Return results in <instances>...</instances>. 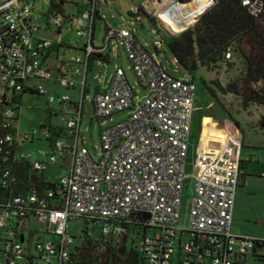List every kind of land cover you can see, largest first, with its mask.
<instances>
[{"label":"built area","instance_id":"obj_1","mask_svg":"<svg viewBox=\"0 0 264 264\" xmlns=\"http://www.w3.org/2000/svg\"><path fill=\"white\" fill-rule=\"evenodd\" d=\"M250 13H264V0H241ZM216 0H148L140 6L156 21L161 40L155 52L141 43L134 30L107 25L103 43H95L97 0H84V8L68 19L66 13L47 11V22L59 32L76 25L84 43L69 59L72 76L62 74L58 82L68 88L79 84L80 98L67 119L71 138H58L47 159L22 153L15 122L17 97L26 90L45 95L40 81L51 76L45 59L61 42L42 36L34 17L35 0L0 2V154L4 161L23 159L33 169L45 172L56 164L68 147L72 153L69 170L57 177L55 190L44 195L19 193L0 200V264H72L76 239L70 222L85 219L97 223L105 236L120 240L129 228L142 230L137 248L144 264H264V238L238 235L232 231L233 208L241 177L237 161L228 156L203 153L200 146L194 161V195L186 226L180 224L181 202L190 135L197 110V84L190 75L170 73L159 53L165 49L164 35L192 27ZM176 24L184 25L179 31ZM129 60L139 94L124 67L104 77L92 96L94 118L101 121L128 111L121 121L100 131L99 153L92 152L82 136L89 89L92 56L104 68L111 62L112 44ZM231 57L229 48L227 58ZM177 60V59H176ZM76 77H79L76 80ZM49 104L71 102L68 94L49 95ZM235 130L239 132L237 127ZM238 133V138H239ZM50 136L47 131L45 138ZM240 142L241 136H240ZM97 150V149H95ZM15 151V154L13 152ZM42 154V155H43ZM14 157V158H13ZM16 175L6 169L1 179L11 188ZM58 196L63 206L57 205ZM35 222V228L30 224ZM54 236V238H50Z\"/></svg>","mask_w":264,"mask_h":264},{"label":"rangeland","instance_id":"obj_2","mask_svg":"<svg viewBox=\"0 0 264 264\" xmlns=\"http://www.w3.org/2000/svg\"><path fill=\"white\" fill-rule=\"evenodd\" d=\"M99 1L101 2V6H99L100 17L96 19L95 23V43L97 45L103 43L107 25H110L117 30L123 28L134 30L138 40L145 44L150 51L155 52V44L161 40V36L155 30V25L143 14L140 21H135L140 6H143L148 0ZM124 3L130 5V12L124 10ZM46 7V3L42 4L37 1L34 9V15L43 25L45 35L55 41L64 40L72 45L84 43L83 38L77 34L75 23L64 28L61 34L56 28L46 29L49 26ZM66 8L71 9L72 4L68 3ZM127 9L129 10L128 7ZM64 48L60 54V59L68 60L72 54L78 52L72 47ZM112 48L114 49L110 54L111 62L104 68L97 60L94 68L88 74L87 114L82 124V136L87 147L94 153H99L101 128L117 123L128 115V111H124L113 115L112 120L99 121L94 118V107L91 99L93 92L103 82L104 77L113 73L116 65L120 64L124 67L131 84L135 86L139 94L145 95V91L136 83L135 74L129 69V60L126 53L121 48H116L115 43L112 44ZM159 58L173 75H189L188 71L176 60L167 45L159 53ZM55 63V65H58L56 61ZM244 72L245 66L240 52L231 50V57L227 61L219 62L217 66L202 67L194 74L197 84V110L190 136L191 146L186 165L188 176L185 179L182 191L180 224L186 226L190 217L195 187L194 161L198 147L200 146L203 153L228 156L233 159H237L236 155L239 156L241 152L242 158L249 161V167L248 173L244 177H240L236 191L232 231L238 235L264 238V127L262 126L264 123V105L244 104L240 96L230 91V85L241 78ZM41 84L45 87L47 93L45 95L25 93L15 122L21 152L31 153L33 159H36L35 157L38 154L42 156L41 159H47L46 154L53 152L45 138L46 125L50 122L62 124L61 126L66 129V134L61 138L66 143L71 141L67 120H62V116L64 118L66 116L64 112H61L71 103L49 104L48 96L68 94L71 101L80 98L79 87L68 88L58 82L57 68L55 67L51 69V77L42 80ZM254 87L264 91V83L262 82L255 84ZM235 127L239 132L235 130ZM238 133H240L239 138L241 136L243 146L237 137ZM71 156L72 153L69 150L62 158L58 159L56 164H50L45 172L47 177L56 180L58 175L66 173L72 164ZM70 225L75 236H80L83 233L82 230L85 226L83 219H74L70 222ZM30 226L34 229L35 222L33 221ZM50 238L55 239L54 236H50ZM78 240H81V237Z\"/></svg>","mask_w":264,"mask_h":264},{"label":"trees","instance_id":"obj_3","mask_svg":"<svg viewBox=\"0 0 264 264\" xmlns=\"http://www.w3.org/2000/svg\"><path fill=\"white\" fill-rule=\"evenodd\" d=\"M52 6L58 8L60 12L64 10L54 1ZM142 10L141 13H144L155 25L154 18ZM98 17H100L99 9L95 14V23ZM164 38L168 49L194 81V74L200 68L217 66L219 62L230 59L227 58L229 48L239 51L243 58L245 72L241 78L230 85V91L240 96L244 104L264 105V91L254 87L257 83H264V13L259 17L252 15L241 0H216V3L192 27L177 34L164 35ZM65 45L77 47L70 43H59L51 50ZM109 57L110 55H107L106 60ZM97 60H99L97 56H92L89 72L94 68ZM27 92L40 95L37 91L30 89L24 91L17 97V110L22 103V96ZM65 130L63 126L49 128L50 136L47 140L51 143V147L56 139L66 134ZM5 132L0 125V135ZM70 149L68 147L65 153ZM240 168L241 177H244L245 161L242 158ZM6 169L12 171L17 178L12 187L7 189L1 184ZM56 184L57 179L51 180L45 172L35 171L30 160L4 161L0 154V200L19 193L34 192L44 195L49 190H55ZM57 205L60 208L63 206L60 196H58ZM83 220L85 223L83 233L80 236L74 235L76 243L72 253V264H144L145 258L137 248V240L142 232L140 228L136 226L129 228V233L124 234L117 241L105 236L97 223ZM79 237L81 240H78Z\"/></svg>","mask_w":264,"mask_h":264},{"label":"crops","instance_id":"obj_4","mask_svg":"<svg viewBox=\"0 0 264 264\" xmlns=\"http://www.w3.org/2000/svg\"><path fill=\"white\" fill-rule=\"evenodd\" d=\"M2 0H0V2H1ZM37 1H40L42 4L43 3H46L47 4V7H46V9L45 10H48V11H52V10H54V11H60L58 8H56V7H54V6H52V2L54 1L55 3H58L59 5H61L62 7H63V13H66V15L68 16V19H72L74 16H76L77 14H79V12L85 7L84 5V0H35V6H36V3H37ZM68 3H71L72 4V8L71 9H67L66 8V6H67V4ZM97 6H98V8H99V6H101V2L99 1V0H97ZM75 7V8H74ZM129 10H130V5H129ZM128 10V11H129ZM34 17H35V15H34ZM36 18V17H35ZM37 19V18H36ZM37 21H38V23L41 25V29H40V31H39V33L42 35V36H44V37H47V38H51V37H48L47 35H45L44 33H43V25L40 23V21L37 19ZM69 25L67 24L66 25V27L65 28H67ZM49 28V26H47L46 27V29H48ZM64 29V28H63ZM62 29V30H63ZM62 30H61V32H59L60 34L62 33ZM61 43H63V44H65V43H67V42H65L64 40H62V41H60ZM76 46L77 47H75L74 49H75V51H80V48H79V46H80V44L78 43V44H76ZM64 47H68V46H62V47H58V48H56V49H54V50H51L49 53H48V55H47V58L45 59V62H46V65L48 66V68L50 69V72H51V69L53 68V67H55V68H57V80H58V78H59V76H61L62 74H66V75H68V76H72V67H71V65H70V63L68 62L69 61V59L71 58H69L68 60H65V59H60V54L62 53V49L64 48ZM69 48H71V47H69ZM65 49V48H64ZM77 53V52H76ZM75 54V53H74ZM74 54H72V55H74ZM71 55V56H72ZM55 61L58 63V65H55L56 63H55ZM99 61V60H98ZM100 62V61H99ZM101 63V62H100ZM51 77V76H50ZM76 80H78V83H79V80H80V78L79 77H76ZM40 83H41V81H40ZM80 85L79 84H77V87H79ZM22 98H23V96H22ZM78 99H76V100H74V101H71L70 103H71V105L70 106H68L67 108H65V110L64 111H61V112H64V115L66 116V118H64L63 116H62V120L64 121V120H67L68 118H69V116L71 115V113H72V110H73V107L75 106V102L77 101ZM85 108H86V106H85ZM87 110V109H86ZM53 111H56V110H53ZM56 112H58V111H56ZM56 112H54V113H56ZM194 115H195V113H194ZM67 116H68V118H67ZM193 123H194V117H193ZM61 125L62 124H53V123H49L48 125H46L47 127H46V132L47 131H49V128L50 127H58V126H60L61 127ZM192 129H193V126H192ZM66 131V130H65ZM192 133V132H191ZM191 136V135H190ZM71 139V138H70ZM48 141V140H47ZM49 142V141H48ZM71 143V141L68 143V144H70ZM51 143L49 142V146H50V148L52 149V147H51V145H50ZM240 144V143H239ZM190 146H191V144H190ZM207 147H210V146H207ZM214 148H218V147H214ZM221 151H222V149L221 148H219ZM42 155V154H41ZM237 156V158H238V154L236 155ZM41 157L42 156H39V154H38V156L37 157H35L36 159H41ZM240 158H242V156H241V152H240ZM243 159V158H242ZM71 160H72V156H71ZM236 161H237V159H235ZM244 161H245V169H244V173H245V175H246V173H248V163H249V161L247 160V159H243ZM48 169V168H47ZM46 172V171H45Z\"/></svg>","mask_w":264,"mask_h":264},{"label":"water","instance_id":"obj_5","mask_svg":"<svg viewBox=\"0 0 264 264\" xmlns=\"http://www.w3.org/2000/svg\"><path fill=\"white\" fill-rule=\"evenodd\" d=\"M123 5H124V10H125L126 12H128L127 7H129V4L124 3ZM262 126L264 127V123L262 124Z\"/></svg>","mask_w":264,"mask_h":264},{"label":"bare ground","instance_id":"obj_6","mask_svg":"<svg viewBox=\"0 0 264 264\" xmlns=\"http://www.w3.org/2000/svg\"><path fill=\"white\" fill-rule=\"evenodd\" d=\"M184 25L176 24V28L181 31L183 29Z\"/></svg>","mask_w":264,"mask_h":264}]
</instances>
